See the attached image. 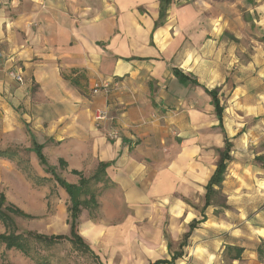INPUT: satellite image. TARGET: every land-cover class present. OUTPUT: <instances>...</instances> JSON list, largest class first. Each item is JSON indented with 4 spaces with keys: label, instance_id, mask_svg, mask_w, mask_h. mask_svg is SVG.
<instances>
[{
    "label": "crops",
    "instance_id": "obj_1",
    "mask_svg": "<svg viewBox=\"0 0 264 264\" xmlns=\"http://www.w3.org/2000/svg\"><path fill=\"white\" fill-rule=\"evenodd\" d=\"M160 6L161 0H0V149L43 144L49 163L76 184L80 176L73 169L90 176L100 162L110 163L98 200L119 213L94 220L84 211L77 226L105 264L169 259L163 256L173 253L169 220L189 224L197 218L196 210L190 217L183 206L191 207L196 195L204 206L225 133L233 149L244 128L235 126L230 107L258 116L263 124L254 127L264 130V0H172L164 23L155 26ZM206 87L225 92L223 127ZM98 110L109 116L100 124ZM13 161L0 157L3 191L15 173ZM59 190L58 213L49 212L47 202L27 210L4 192L33 218L44 217L49 234L69 235L70 196ZM166 208L172 217L160 216ZM16 222L29 228L19 216ZM260 229L264 224L253 234L231 231L230 240L211 241L212 251L243 246L242 258L250 255L255 264ZM0 264L37 263L3 246Z\"/></svg>",
    "mask_w": 264,
    "mask_h": 264
},
{
    "label": "rangeland",
    "instance_id": "obj_2",
    "mask_svg": "<svg viewBox=\"0 0 264 264\" xmlns=\"http://www.w3.org/2000/svg\"><path fill=\"white\" fill-rule=\"evenodd\" d=\"M262 56L264 57V50L260 51V57ZM230 109L237 118L235 126L238 127L245 123L244 128L240 135L233 138L236 144L232 149V160L228 164L223 188L214 196L212 205L206 210L210 220L205 226L200 225L193 231L188 245L184 247V256L178 259L176 264H232L230 261L223 260L222 251L218 253L212 251L214 248L211 241L222 237L230 240V232L239 229L244 232L251 231L253 234L256 226L264 224V130L259 128L263 122L258 116L245 115L242 107H230ZM259 122L262 123L254 127ZM11 147L16 149L13 159L15 173L8 178L7 188H4L10 199L19 201L27 210L34 208L35 211L41 210L40 206L47 202L49 212H60L58 204L63 201L59 190L61 186L54 176L45 171L35 153L28 151L24 145L17 144ZM258 156H262V160H259ZM26 183H29L28 189H26ZM189 201L192 206L188 208L183 206L184 210H189L190 217L194 216L196 210V217L201 218L202 197L198 200L196 195ZM101 209L102 212L100 214L98 212L99 215L95 214L94 220H103L105 216L111 219V215L117 216L119 213L117 207L111 211L110 209L104 210L102 204ZM66 212L69 215L68 208ZM163 214L167 215V218L172 217L170 208L160 211L161 217ZM40 218V216L34 218L19 216V219H24L25 224H28V229L49 234L50 232L45 230V218ZM17 227L20 231L28 230L21 228L19 224ZM166 230L168 237L172 240L171 249L175 251L179 249L183 235L189 230V224L183 221L173 224L169 220ZM30 244L31 256L36 263H39V259L43 257H48L51 263L60 264H91L94 262L89 254L75 248L69 241H60L50 246L47 243L31 240ZM209 252H214V256L209 258ZM163 256L171 258L167 253ZM249 257L251 256L242 258L238 264H250L251 258ZM254 260L255 264H263L258 256Z\"/></svg>",
    "mask_w": 264,
    "mask_h": 264
},
{
    "label": "trees",
    "instance_id": "obj_3",
    "mask_svg": "<svg viewBox=\"0 0 264 264\" xmlns=\"http://www.w3.org/2000/svg\"><path fill=\"white\" fill-rule=\"evenodd\" d=\"M171 2L172 0H161L160 17L155 26H159L164 23V18L166 17V12ZM262 40L264 41V38ZM175 73L181 81L186 82L188 80V77L181 74L179 71L175 70ZM193 83L199 84L197 80H194ZM205 90L212 97V103L215 106L220 126L223 127V113L225 105L222 102V96L225 95V92H221L220 87L212 89L206 87ZM232 147L233 143L225 133V146L221 150V156L217 163V167L206 184L205 204L200 210L202 217L194 218L189 223V230L183 235V239L179 243V249L173 251L170 259H159L155 262H151L150 264H176V261L184 256V247L188 245L189 238L191 237L193 231L198 228L201 223L208 219L207 214L205 213L206 209L212 205L214 196L221 192L223 188L228 164L232 160ZM43 148V144L33 141L32 146L28 147L27 150L36 154L45 171L50 172L58 184L69 194L71 205L68 207V222L71 227V233L68 235L47 234L34 230L20 231L18 227L16 228V216L27 218H33V216L25 212L17 205L9 202L5 192L0 188V223L5 228L4 232H0V249L3 246L5 250L17 249L25 256L33 259L31 256V240L47 243L50 246L60 241H69L73 246H75V248L89 254L94 259L95 264H105L100 261L99 256L93 251L83 236L79 234L77 226L78 219L82 212L86 211L90 217H95V214L99 212L100 203L98 197L106 188V186H100V183L106 180V169L110 163L100 162L95 173L90 176H85L78 170L73 169L72 173L79 175L80 179L77 184L71 183L56 171L54 165L49 163ZM15 152L16 149H13L12 147L0 149V157L14 159ZM257 158L262 160L263 157L258 156ZM59 162L61 166L66 164V162L62 159H60ZM168 247L170 249L172 248V240L170 238L168 239ZM244 251L245 247L243 246L226 244L222 251L223 260L225 262L230 261L233 264L234 261H240L242 259ZM256 252L259 260L264 264V238H261V242L256 247ZM37 264H51V262L48 257H43L42 259H39V263Z\"/></svg>",
    "mask_w": 264,
    "mask_h": 264
},
{
    "label": "built area",
    "instance_id": "obj_4",
    "mask_svg": "<svg viewBox=\"0 0 264 264\" xmlns=\"http://www.w3.org/2000/svg\"><path fill=\"white\" fill-rule=\"evenodd\" d=\"M4 54H3V52L0 50V60H3L4 59ZM10 73V75L13 77V78H15L16 80H18V81H23V76H22V73L21 72H19V71H10L9 72ZM108 86H109V84H105V88H108ZM99 91V87H95L94 88V92L96 93V92H98ZM109 116H108V113H107V111H105V110H98L97 112H96V114H95V117H94V119H95V121L98 123V124H100L102 121H104V120H106L107 118H108ZM110 136L112 137V138H118V132L117 131H113V132H111L110 133Z\"/></svg>",
    "mask_w": 264,
    "mask_h": 264
},
{
    "label": "bare ground",
    "instance_id": "obj_5",
    "mask_svg": "<svg viewBox=\"0 0 264 264\" xmlns=\"http://www.w3.org/2000/svg\"><path fill=\"white\" fill-rule=\"evenodd\" d=\"M258 229V228H257ZM259 232L264 235V229H260Z\"/></svg>",
    "mask_w": 264,
    "mask_h": 264
}]
</instances>
